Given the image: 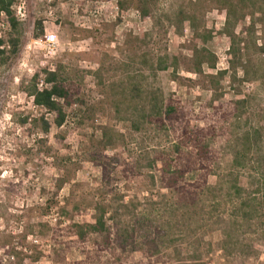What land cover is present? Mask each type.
<instances>
[{
    "label": "trees",
    "instance_id": "trees-1",
    "mask_svg": "<svg viewBox=\"0 0 264 264\" xmlns=\"http://www.w3.org/2000/svg\"><path fill=\"white\" fill-rule=\"evenodd\" d=\"M116 1L121 11L135 9L144 21L153 17L156 0ZM16 2L0 0V35L2 28L8 29L0 37L2 59L8 54L15 57L22 44V23L14 12ZM192 7L198 10L189 6L188 10H179L177 16L179 25L190 23L197 38H201L196 24L201 10L217 7L226 12L224 34L231 42L232 78L237 77L241 67L243 82H255L249 76L253 68L249 69L248 47L255 23L240 34L236 30L249 18L264 27V0H196ZM153 39V34L144 38L128 36L125 45L131 57L127 64L84 53L80 58L89 63L96 61V71L57 66L37 73L24 88L36 108L54 115L58 129L66 124L70 111L76 113L80 127L94 129L97 121H106L98 128L101 136L92 135L84 149V161L100 169L102 175L89 198L93 223L70 224L63 230L65 237L80 245L84 257L74 264H90L93 260L100 263L102 259L106 264H208L216 249L227 259L257 260L261 255L259 246L264 244V129L238 134L230 166H215L211 141L216 127L203 121L204 125L198 124L180 100H165L159 90H146L142 83H136L140 76L130 75L135 65L139 69L136 74L172 70L173 78L179 80L182 59L189 66L188 73L202 77L204 67L216 70L217 58L205 47H194L191 58L159 54L147 43ZM208 41L205 37L204 42ZM256 51L264 55V44ZM227 74L207 76L215 94ZM88 76L94 79L100 96L95 104H89L84 96ZM217 101L212 104L213 114L221 110ZM242 104L236 102L238 111ZM29 121H23V126L30 125ZM120 124L125 125L124 132L117 128ZM50 128L44 121L42 133L48 134ZM165 142L172 145L170 150L163 146ZM54 161L61 163L57 169L62 176L56 181L53 199L39 210L41 218L57 209V195L72 183L76 170L72 159L67 162L56 157ZM211 177L216 179L214 184ZM65 211L62 208L58 215ZM41 228L49 232V227ZM216 234L219 240L214 243ZM53 238L60 246L57 236ZM10 254L18 256L14 251ZM66 255L65 250L57 249L52 259L67 264Z\"/></svg>",
    "mask_w": 264,
    "mask_h": 264
},
{
    "label": "rangeland",
    "instance_id": "rangeland-1",
    "mask_svg": "<svg viewBox=\"0 0 264 264\" xmlns=\"http://www.w3.org/2000/svg\"><path fill=\"white\" fill-rule=\"evenodd\" d=\"M189 1L156 0L153 17L144 21L135 9L121 11L116 0H17L14 12L22 23V44L15 57L8 54L2 59L0 56V264H58L52 259L53 251L57 249L66 251L67 264L83 261L80 245L65 237L67 233L63 230L70 224L93 223L89 198L102 177L100 169L84 161V149L92 135L101 136L98 128L106 121H97L94 129L80 127L76 113L70 111L66 124L58 129L54 125V115L36 108L33 99L24 92L37 73L55 70L57 66L67 70L96 71L99 68L96 61H82L80 56L84 53L127 64L131 57L125 45L127 37L144 38L146 34H153L154 39L147 43L159 54L191 58L194 47H205L217 58L216 70L204 67L202 77L188 73L186 68L189 66L182 59L179 61V80L173 78L172 70L156 75L146 71L136 74L139 69L135 65L130 75L140 76L136 83H142L146 90H159L165 100H180L198 124L212 123L216 127V135L211 141L215 166H230L238 134L264 129V55L259 56L256 51L264 44V27L250 18L238 25L236 32L240 34L255 23L248 47L249 69L253 68L249 76L256 81L243 82L241 67L234 79L230 72L231 42L224 34L226 12L217 7L201 10L196 21L201 38H197L190 23L179 25L177 16L179 10H188L189 6L198 10L192 7L196 0ZM7 30V27L2 28L0 37H4ZM50 34L57 36L53 50L45 44ZM205 37H209L206 43ZM258 68L259 73H255ZM219 72L228 74L215 94L207 76H216ZM84 96L89 104L100 100L91 76L86 77ZM216 100L221 110L213 114L212 104ZM236 102H243L239 111ZM27 119L30 125L24 127L23 121ZM44 121L51 126L48 134L42 133ZM117 128L124 132L125 125L120 124ZM163 146L169 150L172 147L166 142ZM56 157L67 162L72 159L76 170L72 183L64 186L57 195V209L50 216L41 218L39 210H44L53 199L56 181L62 176L57 169L61 163L58 165L54 161ZM215 181L210 178L211 184ZM62 208H66L65 213L58 215ZM42 226L49 227V232L41 230ZM55 235L60 246L54 244ZM218 240L219 234H216L213 242ZM89 243L91 246L93 242ZM12 250L18 256L11 255ZM259 252L261 255L257 260H232L216 249L208 264H264V244H260ZM90 264H106V259L100 263L93 260Z\"/></svg>",
    "mask_w": 264,
    "mask_h": 264
},
{
    "label": "built area",
    "instance_id": "built-area-1",
    "mask_svg": "<svg viewBox=\"0 0 264 264\" xmlns=\"http://www.w3.org/2000/svg\"><path fill=\"white\" fill-rule=\"evenodd\" d=\"M56 43H57L56 35L50 34L46 37L45 44L47 45L48 49L53 50V47L56 45ZM40 87H43V85H41Z\"/></svg>",
    "mask_w": 264,
    "mask_h": 264
}]
</instances>
